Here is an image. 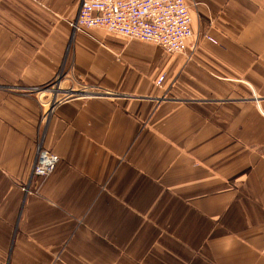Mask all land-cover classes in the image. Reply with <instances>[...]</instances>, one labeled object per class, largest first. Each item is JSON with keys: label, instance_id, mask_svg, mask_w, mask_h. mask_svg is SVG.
<instances>
[{"label": "crops", "instance_id": "obj_1", "mask_svg": "<svg viewBox=\"0 0 264 264\" xmlns=\"http://www.w3.org/2000/svg\"><path fill=\"white\" fill-rule=\"evenodd\" d=\"M81 1L0 0V264H264V0H196L177 54Z\"/></svg>", "mask_w": 264, "mask_h": 264}, {"label": "built area", "instance_id": "obj_2", "mask_svg": "<svg viewBox=\"0 0 264 264\" xmlns=\"http://www.w3.org/2000/svg\"><path fill=\"white\" fill-rule=\"evenodd\" d=\"M199 6L196 0H82L76 19L71 23L74 30L103 29L161 47L168 53H184L189 40L197 36L192 29L193 9ZM207 38L216 42L211 36ZM165 76H161V85ZM62 77L53 83L30 88L39 95L48 93L49 109L62 99L87 95L83 89H65ZM64 94V97L61 95ZM59 158L52 151L39 145L29 182L23 187L32 193L39 180L48 177L56 169Z\"/></svg>", "mask_w": 264, "mask_h": 264}, {"label": "rangeland", "instance_id": "obj_3", "mask_svg": "<svg viewBox=\"0 0 264 264\" xmlns=\"http://www.w3.org/2000/svg\"><path fill=\"white\" fill-rule=\"evenodd\" d=\"M49 94L48 93H45V95L44 96H48Z\"/></svg>", "mask_w": 264, "mask_h": 264}]
</instances>
